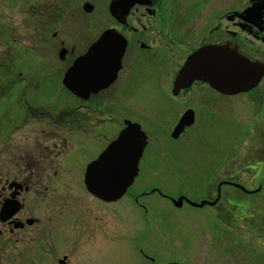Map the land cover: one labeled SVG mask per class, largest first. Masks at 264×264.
<instances>
[{
    "label": "flooded vegetation",
    "instance_id": "obj_1",
    "mask_svg": "<svg viewBox=\"0 0 264 264\" xmlns=\"http://www.w3.org/2000/svg\"><path fill=\"white\" fill-rule=\"evenodd\" d=\"M72 1L75 0H48L45 5H29L25 9L19 7V1L14 3L19 7L16 15L6 17L0 13V104L6 100L9 103L0 113V264L10 255L22 259L34 258L45 250L51 254L52 247L63 248L60 240L66 244L73 239L86 240L90 233L91 239L83 244L88 242L85 250L94 255L92 243L100 237L96 234L101 233L95 221L102 220L96 208L127 196L132 202L129 201L128 208L131 205L136 210L127 209L129 217H140L146 223V199L150 195L156 194L172 205L173 199L185 196L179 193L173 198L157 187H141L130 193L132 184L145 173V157H151L148 149L155 146L144 127L146 116L132 108L134 84L142 87V80H151L157 86L158 100L155 104L145 100L143 106L147 104L151 110L147 109L156 114L158 124L151 123L153 129L165 132L162 145L173 158L180 159L191 156L184 137L194 126L210 130L209 120L214 113L224 114L226 109H220L228 98L239 94L256 98L254 89L264 81L263 74L253 89L234 95L220 92L201 80L179 88L174 85L186 59L207 46L233 47L250 61L264 64V48L260 47L264 45V0H247L233 9L227 0L221 6H216L214 0H76L79 5L75 13L70 8ZM103 33L109 35V42L121 39L124 43L115 79L95 92L85 89L75 94L62 84L64 73ZM53 72L60 78L62 88L74 98L72 106L56 109L36 104L32 97L40 86L38 77H51ZM134 103L142 106L140 102ZM11 108L21 115H13ZM128 123L136 124L145 135L132 184L115 201H104L83 185L78 198L72 196L71 203L78 209L71 213L69 210L75 207L65 208L71 230L74 231L71 219L77 215L82 230L78 236L68 235L66 222L63 227L56 218L54 205L61 194L57 185L67 178H82L84 184L88 166ZM258 140L257 137L252 144H258ZM258 147L251 153L263 167L256 170L255 165L250 166L247 172H251L252 178L264 176V153L259 144ZM193 160L191 163H195ZM205 168L203 175L207 176L209 169ZM237 177L225 167L215 185V195L206 187L200 200L214 201L204 206L214 207L216 216H222L227 224L233 216L231 211L242 217L237 212L242 204H231V200L236 201L231 195H238L237 201L241 196L230 193L228 188L242 194H253L261 188L258 185L249 189L234 179ZM223 187L227 190L221 192ZM108 211L111 218L117 219L116 209ZM85 232L87 236L83 237ZM137 251L150 264L155 263L141 247ZM61 259H57L58 264H72L66 254Z\"/></svg>",
    "mask_w": 264,
    "mask_h": 264
},
{
    "label": "rangeland",
    "instance_id": "obj_2",
    "mask_svg": "<svg viewBox=\"0 0 264 264\" xmlns=\"http://www.w3.org/2000/svg\"><path fill=\"white\" fill-rule=\"evenodd\" d=\"M19 1L22 3L19 7L22 9L29 5H45L48 2V0H0V13H5L6 17L16 15L19 7L14 3ZM227 1L229 7L233 9L245 4L247 0ZM224 2L226 0H214L216 6H221ZM78 5L76 0L70 3L73 13L78 11ZM260 47L264 48V45ZM50 76L38 77L41 79L40 86L32 93V97L38 102L36 104H47L56 109L72 106L71 103L75 100L62 88L60 78L55 72ZM141 84L142 87L140 84L133 86V96H130L133 101L132 108L135 113L146 116L143 117L144 127L153 141L155 140V146L148 149L149 153L151 151V157H145L143 172L148 175L144 173L136 179L130 193L141 187L146 190L157 187L173 198L181 193L185 194L187 199L197 202L205 196L206 187L211 188L210 191L213 196L215 195V185L221 180L223 169L229 167L230 173H235L239 177L234 179L245 187L254 189L258 185L261 186L260 190L253 194H242L233 187L228 188L230 193L236 192L241 196V200L237 201L239 196L231 195L236 203L242 204L239 208L242 210L239 213L242 217L238 218L231 211L233 216L229 218L227 224L221 219L222 216H216L214 207L208 205L194 208L183 204L177 208L167 199L152 194L146 199L149 221L145 223L143 220L140 221V217H129L127 209L136 210L131 205L128 208L131 199L126 196L112 205L96 208L98 214H102V220L95 221L101 232L97 233L96 237L101 238L95 239V243H92L93 249L95 248L94 255L85 250L89 243L83 244L91 239L93 233H90L86 240L73 239V242L67 244L65 240H60L63 248L58 250L52 247L51 254L45 250L34 258L6 256L4 264H58L57 259H61L62 254L68 255L72 264H150L146 258L139 255L138 247L154 258V264H165L169 261L183 264H264V178H262L264 176L262 174L252 178L251 172L249 174L247 172L252 165H255L256 170L263 167L251 151L258 150L259 144L260 150L264 153V97L261 98L263 108L259 105V97L264 96V81L254 89L257 91L256 98L245 94L228 98L220 109L221 112L226 109L223 111L224 114L214 113L209 120L210 130L205 131L194 126L184 137L188 142L186 147L191 150V156L180 159L173 158L168 148L162 145L165 142V132L153 129L151 123H157L156 114L154 110L147 109L151 110L147 104L143 106L145 100H150L152 104L158 100L160 96L157 86H153L151 80H142ZM217 100L222 99L218 97ZM134 102H140L142 106ZM5 104H9L7 100L6 103L0 104V113ZM258 107L262 110L260 113ZM11 113L15 116L21 115L15 108H11ZM257 137L258 144L253 145ZM194 158L195 163H191ZM204 168L209 169L207 176L203 175ZM83 185L85 184L82 178H67L57 185L61 194L58 195L59 200L54 206L56 218L63 227L68 218L66 217L68 211H65V208L68 210L69 207H75L74 210H69H72L71 213L78 209L71 203L72 196L78 198ZM225 190L227 189L223 187L221 192ZM109 209H116L117 219L111 218ZM74 219H71L74 231L71 230V224L66 222L65 232L69 227L68 235L78 236L82 227L79 226L78 215ZM143 234L144 237H141ZM82 236H87L86 232Z\"/></svg>",
    "mask_w": 264,
    "mask_h": 264
},
{
    "label": "water",
    "instance_id": "obj_3",
    "mask_svg": "<svg viewBox=\"0 0 264 264\" xmlns=\"http://www.w3.org/2000/svg\"><path fill=\"white\" fill-rule=\"evenodd\" d=\"M108 39L109 35L103 33L67 68L62 79L67 89L75 94L85 89L95 92L113 82L120 67L124 43L121 39L116 42H109ZM263 74V63L250 61L233 47L207 46L186 59L174 85L179 88L188 86L194 80H201L220 92L235 94L255 87ZM144 145L143 132L136 124L128 123L88 166L84 176L86 189L103 200L119 198L136 175ZM101 159L103 167L96 165ZM173 203L179 207L182 197L173 200ZM189 203L201 207L206 202Z\"/></svg>",
    "mask_w": 264,
    "mask_h": 264
},
{
    "label": "snow or ice",
    "instance_id": "obj_4",
    "mask_svg": "<svg viewBox=\"0 0 264 264\" xmlns=\"http://www.w3.org/2000/svg\"><path fill=\"white\" fill-rule=\"evenodd\" d=\"M119 143V142H117ZM115 147V146H114ZM96 165L103 167L102 159L96 162Z\"/></svg>",
    "mask_w": 264,
    "mask_h": 264
},
{
    "label": "trees",
    "instance_id": "obj_5",
    "mask_svg": "<svg viewBox=\"0 0 264 264\" xmlns=\"http://www.w3.org/2000/svg\"><path fill=\"white\" fill-rule=\"evenodd\" d=\"M235 203H236V201H234V200H231V204H235ZM237 212H239V213H240V212H242V210H239V211L237 210Z\"/></svg>",
    "mask_w": 264,
    "mask_h": 264
}]
</instances>
